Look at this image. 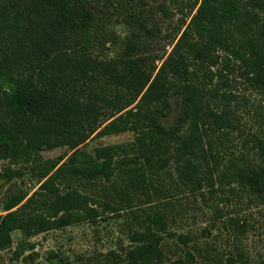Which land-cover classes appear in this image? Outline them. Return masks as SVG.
Returning <instances> with one entry per match:
<instances>
[{
	"label": "trees",
	"instance_id": "trees-1",
	"mask_svg": "<svg viewBox=\"0 0 264 264\" xmlns=\"http://www.w3.org/2000/svg\"><path fill=\"white\" fill-rule=\"evenodd\" d=\"M103 1L0 0V181L39 179L31 194L4 200L0 249L12 245L15 231L32 237L118 214L129 244L79 262L63 255L57 264H203L189 249L168 255L164 235L177 195L204 200L206 190L221 188L264 203V129L252 134L248 150L231 149L234 93L214 88L219 64L238 65L264 93V0H170L162 11L180 18L171 49L161 51L160 31L130 13L124 21L136 29L117 62L95 54L108 39ZM174 97L179 112L167 124ZM126 131L132 140L94 152L81 146ZM61 146L69 152L42 155ZM233 220L244 228L242 217ZM245 257L239 250L240 263L252 264Z\"/></svg>",
	"mask_w": 264,
	"mask_h": 264
},
{
	"label": "rangeland",
	"instance_id": "rangeland-1",
	"mask_svg": "<svg viewBox=\"0 0 264 264\" xmlns=\"http://www.w3.org/2000/svg\"><path fill=\"white\" fill-rule=\"evenodd\" d=\"M102 6L106 10L105 44H99L95 54L112 61H119L124 53L126 41L133 26L124 21L130 13H136L144 19L148 26L160 31L155 48L171 49L169 39L179 23L180 14L172 12L167 16L162 5L170 0H111ZM170 7H172L170 5ZM173 9V8H172ZM173 11V10H172ZM137 25V22L135 23ZM220 74L216 78L215 87L219 91H233L229 111L235 116L237 128L228 141L231 149L248 150L252 145V134L264 129V93L256 91L241 74L238 65L224 67L219 64ZM216 69V67H213ZM181 100L174 97L173 111L166 118L171 124L179 112ZM134 134L126 131L106 136H93L81 146L94 152L96 147L104 144L127 142ZM227 143V142H226ZM69 152L68 147L61 146L42 151L44 157H58ZM6 163L0 160V167ZM39 186V179L26 174L0 181V214L5 213L3 202L13 192L25 191L31 194ZM210 192L206 190L203 200L198 194L182 192L178 194L174 208L175 218L170 223L165 237L168 255L172 258L191 250L195 259L208 264L205 254L216 256L220 253L228 264L227 257L238 258L241 250L248 262L264 264V203L256 196L232 195L227 190ZM228 197V200L226 199ZM233 217H242L244 230L238 228ZM125 216L110 214L97 225L81 223L70 225L61 230H52L32 237L23 236L20 231L13 233V243L6 249H0V264H57L63 255L79 262V256L88 257L97 251L119 250L121 244H129L125 229ZM181 235L186 236L183 242ZM203 255V256H202ZM235 264H241L235 260Z\"/></svg>",
	"mask_w": 264,
	"mask_h": 264
}]
</instances>
